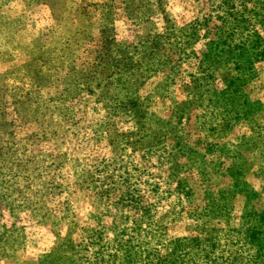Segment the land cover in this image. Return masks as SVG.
Segmentation results:
<instances>
[{"label":"rangeland","instance_id":"374dc122","mask_svg":"<svg viewBox=\"0 0 264 264\" xmlns=\"http://www.w3.org/2000/svg\"><path fill=\"white\" fill-rule=\"evenodd\" d=\"M0 264H264V0H0Z\"/></svg>","mask_w":264,"mask_h":264}]
</instances>
